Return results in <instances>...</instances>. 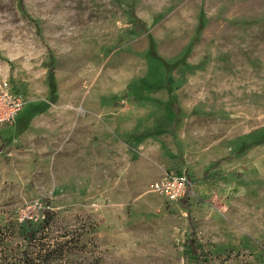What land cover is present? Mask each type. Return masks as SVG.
<instances>
[{"label":"rangeland","instance_id":"1","mask_svg":"<svg viewBox=\"0 0 264 264\" xmlns=\"http://www.w3.org/2000/svg\"><path fill=\"white\" fill-rule=\"evenodd\" d=\"M0 78L62 107L0 128V227L50 211L79 264H264V0H0Z\"/></svg>","mask_w":264,"mask_h":264},{"label":"trees","instance_id":"2","mask_svg":"<svg viewBox=\"0 0 264 264\" xmlns=\"http://www.w3.org/2000/svg\"><path fill=\"white\" fill-rule=\"evenodd\" d=\"M52 226V213L47 211L42 222L0 227V264H79L74 258L82 238L54 236ZM18 236L24 244H16Z\"/></svg>","mask_w":264,"mask_h":264},{"label":"built area","instance_id":"3","mask_svg":"<svg viewBox=\"0 0 264 264\" xmlns=\"http://www.w3.org/2000/svg\"><path fill=\"white\" fill-rule=\"evenodd\" d=\"M25 107V100L11 90L8 82L0 86V125H13ZM194 187L187 172L166 171L152 185V191L171 202H178L186 197ZM35 208V207H34ZM32 220L33 216L25 215L23 220Z\"/></svg>","mask_w":264,"mask_h":264},{"label":"crops","instance_id":"4","mask_svg":"<svg viewBox=\"0 0 264 264\" xmlns=\"http://www.w3.org/2000/svg\"><path fill=\"white\" fill-rule=\"evenodd\" d=\"M9 75L10 74L8 73L6 77ZM5 80L6 79H4L3 81ZM1 81L2 80L0 78V85L2 84ZM24 94L27 95V97L30 96L27 90L25 91ZM31 99L32 101H34L32 102L33 103L32 105H34V108L40 109L41 107L44 106V105H41L40 101L34 100L33 97H31ZM27 102L25 101V107L13 125L11 126H1L0 125L1 133H2L1 138L3 141L6 139L9 140L11 138H16L17 141L28 143V138L30 136H34L32 135L33 132L40 131L41 133H43V134H40L43 137V135L49 136L50 134L51 136H53V134L55 133L57 134L60 131L61 126L58 123V120H60L59 117L62 115L61 114L62 112H60V110L62 109V107L60 106L61 104L51 103L49 107H45L42 113L41 112L37 113V115L33 116L32 119H28ZM3 127H6V128H3ZM3 149H4V143L1 144L0 152L3 151ZM177 172L179 174H182L186 171H183V172L177 171Z\"/></svg>","mask_w":264,"mask_h":264}]
</instances>
